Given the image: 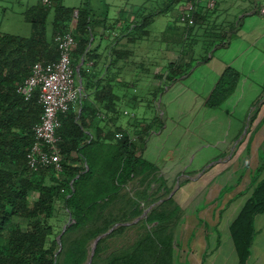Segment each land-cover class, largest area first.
I'll return each instance as SVG.
<instances>
[{
  "label": "trees",
  "instance_id": "trees-1",
  "mask_svg": "<svg viewBox=\"0 0 264 264\" xmlns=\"http://www.w3.org/2000/svg\"><path fill=\"white\" fill-rule=\"evenodd\" d=\"M52 1L50 5L39 2L25 13L26 21L32 25L31 37L5 34L0 30V264H60V261L62 264H86L92 254L90 241L110 232V237L114 236L125 231L129 224H142L145 232L132 246L112 252L101 263L99 260L105 240H99L90 264H174L177 244L173 223L178 219L179 209L173 198L156 206L144 220H140L143 216L141 204L150 197L148 190H137L133 198L128 193L121 194L135 182L143 185L160 182V187L165 186L164 180L157 175L159 168L142 156L153 130L164 126L162 119L151 123L135 121L132 127L137 143L128 130L116 126L104 139L114 142L108 147V156L106 153L102 155L101 150L105 152L107 148L100 141H87L84 114L93 110L85 104L80 115L73 111V106L59 116L61 127L57 133L61 138L60 148L64 158L62 178L59 180L49 170L33 173L27 167L26 156L34 142L33 128L39 123L43 108L38 92L26 102L17 89L30 76L35 63L58 61L55 37L70 30L76 13L77 49L73 54V65L82 83L81 94L90 93L97 84L92 67L87 65L98 60L97 52L91 49L96 24L91 0H85L77 8L63 6L62 0H55V4ZM187 1L164 0L159 11L134 20L129 26L132 29L131 41L146 38L148 28L157 16L167 14ZM51 12L53 21L49 34ZM200 18L201 12L196 9L193 24H185L186 38L183 43L188 52L192 27ZM176 22H180L179 18ZM102 24L105 26L107 22ZM108 27L105 26V30ZM222 40L225 42L227 39ZM186 50L184 53L187 55ZM191 69L192 64H182V61L171 63L165 75L159 74L158 77L164 88H169ZM239 80L240 74L227 68L207 100V107H221L234 93ZM100 95L119 100L111 89L100 92ZM107 110L119 114L115 107ZM73 152L78 154L76 161L72 158ZM79 161L83 164L80 165ZM263 172L264 164L258 168L253 184H257ZM120 202L124 206L119 214L106 217V212ZM58 205L73 221L66 227L64 235L57 232L53 223ZM260 214H264V178L230 228L240 264H247L250 259L255 235L254 219ZM100 221L103 225L90 231L88 237L68 241V234Z\"/></svg>",
  "mask_w": 264,
  "mask_h": 264
},
{
  "label": "crops",
  "instance_id": "crops-1",
  "mask_svg": "<svg viewBox=\"0 0 264 264\" xmlns=\"http://www.w3.org/2000/svg\"><path fill=\"white\" fill-rule=\"evenodd\" d=\"M226 2L228 0H200L197 12H201L202 18L192 27L188 47L190 52L187 55L184 53L186 49L183 43L187 26L181 22L168 25L169 31L174 33L173 44L176 47L170 55L160 57L159 64V50L149 48L152 38L149 29L157 17L148 28L149 35L137 42L131 41L132 29L129 27L142 15H147L151 11H159V0H91L94 22H96L91 49L98 55V60L92 65V73L97 84L92 87L90 93H82L80 102L73 107V111L80 115L85 104L93 110L92 113L84 114L86 125L84 131L88 143L98 140L109 152L108 147L114 142L111 143L109 139H104L116 126L132 132L134 130L132 125L135 121L151 119L143 113L142 117H136L122 125L119 118L121 112L114 114L107 109L115 107L119 110L123 100H132L138 108H143L140 102L150 103L152 100L159 106V97L152 94L159 92V88L163 86V82L158 77L159 66L163 67V70L167 65L181 61L182 64L195 66L181 80L167 89L169 92L178 85L197 87L194 92L196 95L194 103H199L200 106L195 104L193 108L211 109L206 105L207 100L218 83L217 78L227 68L236 70L240 74V80L234 93L219 107L220 109L233 95L238 93L241 86L248 83L251 84L250 86L255 84L256 76L264 72V0H249V7L244 9L243 16L239 12L238 15L231 13V17L228 12L230 9H237L233 5L236 3L232 4L233 8L228 7L229 5L223 8L222 5ZM62 5L65 6L64 0H62ZM179 15L180 13L177 14V21ZM227 18H230V21ZM102 22H107L105 26H109L108 30H105ZM222 38L227 40L224 42ZM199 46H202L205 53L197 56ZM113 51L121 53H112ZM82 65L83 63L80 67ZM154 67L156 69L152 71ZM204 67H211L209 72L213 79L206 73L203 74L204 78L201 80L196 78V73ZM140 73L149 78L150 89L147 94L153 96L152 100L139 95L128 97L120 91L121 85L127 89L140 84L141 79H138ZM78 86L82 90L80 79H78ZM107 89H111L119 100L100 95V92L108 91ZM122 94H124L123 97ZM257 108L260 110L259 114L263 113V119L257 122L258 126L252 132L249 122L253 123V118L249 121L248 114L250 115ZM126 113L125 110L124 115L127 116ZM245 116L248 124L239 128L230 138V134H225V140L229 139L225 150L220 155L209 159L203 166L194 163L202 151L198 148L190 152L188 161L183 165L181 161L177 162L173 159L164 165H159V159L155 161L160 170L161 167L168 166L166 170L178 174L181 172V176L188 178L183 184H178L175 192L172 193L174 204L179 209L178 219L175 220L177 246L174 264H240L230 228L246 202L252 197L257 184L264 178L263 172L258 177L257 184H253L255 170L257 171L263 165L259 153L264 147V102L251 106ZM151 138L150 136L149 142ZM245 140L247 143L243 146ZM148 146L146 145L142 153L144 160L147 159ZM72 158L75 161L78 160V154L73 152ZM79 164L82 165L83 162L79 161ZM229 165H232V171ZM251 165L253 168H250ZM241 170L243 171L240 176L236 177ZM218 172V176H215ZM208 177L212 179L208 181ZM216 177L219 178V184H214ZM235 178L236 184H233L232 181ZM182 187L188 189V195L184 197H182ZM254 229L255 235L247 264H264V214L255 217Z\"/></svg>",
  "mask_w": 264,
  "mask_h": 264
},
{
  "label": "rangeland",
  "instance_id": "rangeland-1",
  "mask_svg": "<svg viewBox=\"0 0 264 264\" xmlns=\"http://www.w3.org/2000/svg\"><path fill=\"white\" fill-rule=\"evenodd\" d=\"M163 1L164 0H159V9L163 7ZM236 1L237 0H228V2L222 5L223 8H226L228 5V7L233 8L232 4L236 3L233 5L237 9H230L228 12L229 17H231V13H236L238 15L239 12H241V16H243L244 9L249 7V0H239L238 2L240 3ZM84 2L85 0H64V5L70 8H77L83 5ZM38 3L39 0H0V30L5 34L26 38L31 37L33 29L32 25L26 21L25 13L32 6L38 5ZM52 3L55 4V0H53ZM184 6L185 3L178 7L172 8L167 14L157 16L155 23L149 29L152 34L150 42L151 46H149V48L153 50L155 49V51L159 50V64L161 62L160 57L166 54L170 55L174 50L173 48L176 47L173 44V37H175L174 33L169 31L168 25H174V22L177 21V14L180 13L179 9ZM152 12L153 11L150 13ZM227 19L230 21V18ZM52 21L53 12L49 14L48 19L49 34L52 32ZM186 51L189 53L188 49ZM204 53L205 51L202 49V46H199L197 48V56ZM169 65L164 68L165 70H162L163 67L161 68L159 66V74L165 75ZM193 67L195 68V66ZM210 68L211 67H204V69H200L201 71L196 73V78L201 80L204 78L202 77L203 74L206 73L211 79H213L209 72V70H211ZM155 69L156 68L154 67L152 71ZM221 76L217 78L218 81L220 80ZM138 79H141L140 84L127 89L121 85L120 91L125 93L128 97L139 95L141 97H148L152 100L153 96H158L159 106L154 102V100H152L150 103H146V101L140 102L142 103L143 108H138L135 106L132 100H123L120 104L121 110L119 109V111L121 114L119 118L122 125L127 124L136 117H142L143 113L147 114V118H151L148 120L145 119L149 123L159 120V118L162 119V122L164 123L162 129H154L153 134L156 133L157 135L153 136L152 134L150 142L147 141L149 142L147 144L149 145V150L146 161L155 166V161L158 159L159 165H164L165 163L171 162L170 159H173L177 162L181 161L182 165L186 164L190 152L193 149L197 150V148L202 151L199 153V157L196 158L194 163L196 165L203 166L209 159L215 157L216 155H220L225 150L226 143L229 141V139L227 141L225 140V134H230V138L236 134L239 128H242L245 124H248L245 116L248 113V109L253 105L257 106L264 102V72L256 76V82L252 86H250V83H248L249 85L247 84L241 86L238 93H236L235 96L233 95L234 97L232 96V98H230V100H228V102H226L225 105H223V107L221 109L219 108L218 110L199 109V107H192L195 104L200 106L199 103H194L196 96L194 92L196 91L197 87H191L190 85H185L186 87L178 85L174 89L167 92L168 88H164V86H162L159 88V92H153V96H150L151 94H147L148 89H150L149 78L140 73ZM123 96L124 94H122V97ZM164 106L165 108L163 109ZM157 107H159V109ZM125 110L128 113L127 116L124 115ZM259 111L260 110L257 108L253 110L250 115L248 114L249 121L253 118V123L249 122L251 123L249 127L252 132L258 126L257 122L263 119V113L261 115L259 114ZM251 130H249V132ZM134 131L135 130L130 132V135L132 140L137 143V138ZM246 143L247 140L244 141L243 146ZM263 150L264 147L261 148V152L259 153V158L261 157L262 164H264ZM106 152L107 151L102 152L101 150V153H103L102 155H105ZM106 154L109 153L107 152ZM231 167L232 165H229V169H231ZM250 168H253V165H251ZM166 169H168V166L161 167V170L159 169V173L157 174L159 178L164 180V187H160V182L159 184L157 182H151L152 184L144 185L135 182L122 191L121 194L128 193L129 197L133 198L135 197L137 190H148L150 197L141 204L143 216L139 218L140 220H144L153 208L162 204L164 201L171 199L173 195L172 193L175 192L178 184H183L186 179H188L186 176H181V172L179 174L177 172L172 173ZM232 170L233 169H231V171ZM242 171L243 170L236 174V177L240 176ZM256 172L257 171L255 170L254 174ZM218 174L219 172L215 176H218ZM210 179H212V177H208L207 180L209 181ZM218 179L219 178L217 177L214 178V184H219ZM235 180L236 178L232 181L233 184H236ZM182 188V197H184L188 195V189L186 190L184 187ZM169 191L170 194H168ZM122 206H124V203L122 202L114 204L113 207L106 212L105 216H117ZM138 220H136V222ZM53 223L57 226V232L61 233V235H64L66 227L71 225L73 221L71 216L64 211L63 207L58 205L57 217L53 220ZM175 223L176 221H174L173 224L175 230H177ZM102 225L103 222L100 221L85 228L79 229L78 231L72 232L67 235L68 241L81 237H88L87 234L90 231L100 228ZM148 228L151 229L150 225ZM144 232L145 228L142 224H129L125 231L117 233L114 236L110 237L112 232L108 233V235L102 238L105 240V242L103 244V252L101 254L99 263H101L112 252L132 246L138 237ZM95 241L96 239L90 241L89 248H92V244ZM60 264H62L61 261Z\"/></svg>",
  "mask_w": 264,
  "mask_h": 264
},
{
  "label": "built area",
  "instance_id": "built-area-1",
  "mask_svg": "<svg viewBox=\"0 0 264 264\" xmlns=\"http://www.w3.org/2000/svg\"><path fill=\"white\" fill-rule=\"evenodd\" d=\"M200 0H188L179 16L181 23L191 25ZM43 5H50V0H42ZM77 13L71 28L55 37L59 59L55 63H35L30 76L18 87L17 93L30 101L35 93L39 94V103L43 108L39 123L34 128V142L27 153L28 169L33 173L49 170L59 180L64 174V158L60 148L61 127L59 116L71 110L81 100V90L73 65V54L77 49L75 29ZM93 63H88L92 67ZM128 114V113H126Z\"/></svg>",
  "mask_w": 264,
  "mask_h": 264
},
{
  "label": "water",
  "instance_id": "water-1",
  "mask_svg": "<svg viewBox=\"0 0 264 264\" xmlns=\"http://www.w3.org/2000/svg\"><path fill=\"white\" fill-rule=\"evenodd\" d=\"M114 229H115V228H114ZM112 231H113V230H112ZM106 235H108V233H106V234H104V235H102V236H99V237L96 239V241L92 244V254L89 256V258H88L86 264H90V263H91V261H92V257H93V253H94V250H95V248H96V246H97V243L99 242L100 239L104 238Z\"/></svg>",
  "mask_w": 264,
  "mask_h": 264
}]
</instances>
